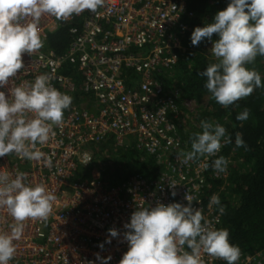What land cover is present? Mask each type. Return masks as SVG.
<instances>
[{
    "label": "built area",
    "instance_id": "obj_1",
    "mask_svg": "<svg viewBox=\"0 0 264 264\" xmlns=\"http://www.w3.org/2000/svg\"><path fill=\"white\" fill-rule=\"evenodd\" d=\"M190 17L186 0H105L96 13L85 10L66 22L42 17L43 47L22 55L23 69L0 91L10 98L11 87L48 74L51 85L73 100L49 142L37 145L52 157L51 167L15 154L0 157V173L9 180L23 172L28 186L42 183L56 196L47 222L25 221L9 264H119L128 251L124 225L133 212L158 204L187 206L186 194L208 226L218 230L220 213L208 205L218 193L211 180L224 181L228 174L212 168L215 159L228 155L226 143L221 141L216 156L185 162L183 153L191 144L179 128L186 106L194 102L181 99L178 84L170 83ZM58 29L68 38L60 53L47 44ZM102 144L151 157L147 175L108 181L100 167L102 152H108L107 147L100 152ZM94 162L99 165L85 173ZM13 223L0 208V234L10 233ZM110 229L119 235L110 237ZM241 253L237 264H264V251ZM201 259L202 264H226L203 252Z\"/></svg>",
    "mask_w": 264,
    "mask_h": 264
},
{
    "label": "clouds",
    "instance_id": "obj_2",
    "mask_svg": "<svg viewBox=\"0 0 264 264\" xmlns=\"http://www.w3.org/2000/svg\"><path fill=\"white\" fill-rule=\"evenodd\" d=\"M104 3L105 0H0V88L6 87L9 78L23 69V54L32 56L43 47L39 27L42 17L66 22L85 10L96 13ZM213 34L219 37L211 48L216 62L198 75L206 78L204 87L215 101L228 108L249 97L256 88L264 87L260 73L247 67L257 56L264 57V0H230L225 10L215 14L212 23L193 30L192 46H199L205 39L211 42ZM9 95L6 98L5 92L0 91V157L15 154L51 167L52 157L38 150L37 145L49 142L54 135L53 126L63 123L64 112L73 98L54 88L48 74L11 87ZM249 115L250 111L244 109L236 119L243 122ZM200 127L202 132L190 138L191 150L183 153L185 162L216 156L223 146L222 140L232 142L218 123L201 121ZM235 145L246 148L239 132ZM227 165V159L220 156L213 161L212 168L221 173ZM25 179L23 172L11 180L0 173V208H5L14 220L10 233L0 234V264L14 259V241L21 239L25 221L47 222L56 200L44 184L30 187ZM171 194L175 197L176 192ZM184 199L187 206L158 204L133 212L130 223L124 225L128 229L123 235L128 251L119 264H202V252L226 264H237L242 253L239 246L230 243L229 231L210 228L202 210L192 206L193 198L186 194ZM213 205L224 213L215 194L208 206ZM109 235L115 238L119 233L110 229ZM185 246L189 251L184 250ZM97 259H101L98 254Z\"/></svg>",
    "mask_w": 264,
    "mask_h": 264
},
{
    "label": "trees",
    "instance_id": "obj_3",
    "mask_svg": "<svg viewBox=\"0 0 264 264\" xmlns=\"http://www.w3.org/2000/svg\"><path fill=\"white\" fill-rule=\"evenodd\" d=\"M228 3L230 0H186V11L191 13L192 17L187 19V31L180 35L183 50L179 54L170 83L178 84L183 100H198L207 96V110L211 111L212 118L223 122L226 135L231 138L232 142L226 143L224 148L226 154L230 155L228 174L224 181L211 180V185L218 190L217 196L221 206L225 209L221 214L219 206L214 205L221 216L218 230L227 229L230 243L239 246L243 253L254 254L264 251V87L256 88L249 97L236 102L235 105L228 108L220 106L204 87L206 78L198 75L209 64L216 62L211 48L219 37L213 34L211 42L205 39L199 46H192L190 39L196 27L212 23L215 14L225 10ZM67 40L66 31L58 29L48 35V48L60 53L66 48ZM247 67L258 71L264 84V57L257 56L255 62ZM244 109L250 111L249 118L243 122L238 121L236 117ZM180 130L181 127L179 132ZM237 132L242 134L246 148L236 147ZM181 137L188 141V137ZM105 147L108 152L100 167L102 175L110 182L125 180L134 174L145 176L146 166L153 163L151 157L144 156L134 149H115L111 145L102 144L100 151L105 150ZM95 163L99 165L94 162L84 172L88 173Z\"/></svg>",
    "mask_w": 264,
    "mask_h": 264
},
{
    "label": "rangeland",
    "instance_id": "obj_4",
    "mask_svg": "<svg viewBox=\"0 0 264 264\" xmlns=\"http://www.w3.org/2000/svg\"><path fill=\"white\" fill-rule=\"evenodd\" d=\"M213 55V54H212ZM208 97L202 96L198 100H193L194 104L186 106L187 110H184L183 119L181 120V135H184L187 138V143L191 144V137L194 133L202 132L200 127L201 121H208L215 124L223 125V122L218 121L217 118L211 117V111L207 110L208 106ZM210 113V114H209ZM209 116V117H208ZM101 150V149H100ZM101 155H99L100 158ZM229 160L226 156L228 163L230 162V155ZM231 164V162H230ZM228 170V169H227Z\"/></svg>",
    "mask_w": 264,
    "mask_h": 264
}]
</instances>
